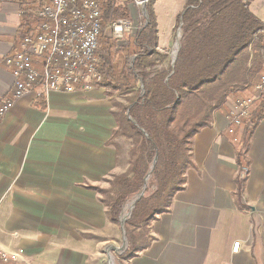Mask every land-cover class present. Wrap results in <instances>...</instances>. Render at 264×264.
I'll return each mask as SVG.
<instances>
[{
  "label": "crops",
  "instance_id": "crops-1",
  "mask_svg": "<svg viewBox=\"0 0 264 264\" xmlns=\"http://www.w3.org/2000/svg\"><path fill=\"white\" fill-rule=\"evenodd\" d=\"M257 1L251 10L258 15L264 2L253 8ZM158 2L162 49L169 40L161 39ZM21 21L20 3L0 0L5 96L13 94L16 78L3 59L17 49ZM113 108L99 86L43 96L28 92L13 102L0 122V252L11 258L4 264H109L112 246L104 233L112 219L99 192L86 185L107 188L105 180L121 172L115 147L106 144L117 126ZM230 119L216 112L212 126L195 137V166L187 170L185 189L171 211L152 223L149 246L128 264H264V118L250 140V165L242 170Z\"/></svg>",
  "mask_w": 264,
  "mask_h": 264
},
{
  "label": "trees",
  "instance_id": "trees-1",
  "mask_svg": "<svg viewBox=\"0 0 264 264\" xmlns=\"http://www.w3.org/2000/svg\"><path fill=\"white\" fill-rule=\"evenodd\" d=\"M158 1L147 3V25L143 16L139 27L117 37L109 30L111 23L133 20V13L117 0H102L98 86L111 97L117 122L106 144L115 147V161L126 170L106 179L107 188L86 187L99 192L110 219L120 222L151 172L145 193L125 223L130 250L118 258L120 264H128L149 246L152 223L171 211L176 194L185 189L187 170L195 166L198 133L212 126L216 112L231 115L232 98L252 96L264 78V21L251 10L254 0H186L177 18L176 28L182 19V35L174 63L170 51L159 48ZM20 10L17 49L22 36L41 22L36 6L20 4ZM260 98L251 114L231 127L241 170L250 165V140L264 118V92ZM38 99L46 108L44 97ZM119 138L130 142L129 149ZM246 178H240L241 186Z\"/></svg>",
  "mask_w": 264,
  "mask_h": 264
},
{
  "label": "built area",
  "instance_id": "built-area-1",
  "mask_svg": "<svg viewBox=\"0 0 264 264\" xmlns=\"http://www.w3.org/2000/svg\"><path fill=\"white\" fill-rule=\"evenodd\" d=\"M24 6H36L40 24L22 36L19 49L4 57L16 78L12 95L0 94V122L11 110L13 102L28 92L42 96L50 92L90 91L98 87L99 59L96 48H101L98 33H102V0H14ZM144 6L149 0H137ZM112 35L131 32L133 21L115 19L110 27ZM125 31V32H124ZM264 92V78L252 96L232 101L230 132L248 117ZM247 169H245V172ZM237 252L240 242L233 244ZM11 258L0 252V260ZM24 264H32L23 260ZM0 264H2L0 262Z\"/></svg>",
  "mask_w": 264,
  "mask_h": 264
},
{
  "label": "rangeland",
  "instance_id": "rangeland-1",
  "mask_svg": "<svg viewBox=\"0 0 264 264\" xmlns=\"http://www.w3.org/2000/svg\"><path fill=\"white\" fill-rule=\"evenodd\" d=\"M11 1L17 4L16 1H14V0H11ZM182 2H183V0H162L161 2H158L159 14H161V28H163V31L161 32V35H162L161 39L163 41L166 38L169 40V42H167L169 45H167L166 47H163L162 49H161L160 43L158 41L159 48L161 51H166V50L170 51V57L172 59H174V55H175L176 51L180 50V46H181L180 39H181V35H182V30H179V28H176V26H177L178 14L182 10V7L184 6ZM262 2H264V0H259L257 2H254L253 8ZM117 5L120 7L121 6H127L131 9V11L133 13L132 14L133 15V18H132L133 19L132 20L133 21V28H132L133 30H135L137 27H139V25L142 24V22H143L142 17L143 16L145 17L146 15L143 11V6L140 5L139 2H137V0H117ZM174 9L176 10L175 13H177V15H175L176 16L175 20H173V18H171L172 15L175 14ZM258 11H259L258 16L260 17V19L262 21H264V5L263 4L261 5V8ZM172 21H174L176 24L174 25V27H173L174 29L172 30V32H170V26H171ZM181 23H182V19L180 21V24ZM180 24H179V26H180ZM125 33L128 34L130 32H125ZM117 37H120V36H117ZM114 97L118 98L119 100H121L123 102L125 101L120 96L115 95ZM237 99H238L237 97L232 98V100L234 102ZM118 140L121 143H123V145L126 146L127 149H129V147H130L129 141H127L124 138H119ZM125 170H126V165L121 166V172H123ZM131 203H129L128 207H131ZM128 207H127V209H128ZM104 234H105L104 236L107 237V239H108V241L106 242L107 243L106 245L112 246V247L114 246V248H113L114 250L112 252V255L109 254V260H108L109 264H120L118 261V258H120L123 254L128 253V251L130 250L129 239H128L127 246H126L125 250L120 251L121 249H117V247L118 248L122 247V245L124 243V239H125V234H123V231H122L121 221L120 222L112 221L111 222V228L106 229ZM127 238H128V234H127Z\"/></svg>",
  "mask_w": 264,
  "mask_h": 264
},
{
  "label": "water",
  "instance_id": "water-1",
  "mask_svg": "<svg viewBox=\"0 0 264 264\" xmlns=\"http://www.w3.org/2000/svg\"><path fill=\"white\" fill-rule=\"evenodd\" d=\"M143 11H144V13H145V17H146V24L145 25H147L149 22H150V16H149V14H148V10H147V4H145L144 6H143ZM182 24V23H181ZM181 24H180V26H179V30H182V28H181ZM181 47V46H180ZM178 51L179 50H177L176 51V53H175V55H174V59H173V63L176 61V59H177V54H178ZM129 112V111H128ZM127 112V113H128ZM157 159V157L155 158V161H157L156 160ZM150 173L151 172H149L148 174H147V177H146V180H145V184H144V186H143V190L141 191V193H139L138 195H137V197L135 198V200L131 203V207H130V210H128L127 211V213H125L124 215H122L121 216V226H122V231H123V234H125V239H124V243H123V245H122V247L120 248L121 250H125L126 249V246H127V242H128V238H127V234H126V229H125V223H126V221H127V218L131 215V213H132V210L134 209V207H135V203H136V201L139 199V198H141V196L145 193V191H146V186H147V184H148V180H149V178H150ZM113 248L114 247H111L110 249H109V254L110 255H112V251H113Z\"/></svg>",
  "mask_w": 264,
  "mask_h": 264
},
{
  "label": "bare ground",
  "instance_id": "bare-ground-1",
  "mask_svg": "<svg viewBox=\"0 0 264 264\" xmlns=\"http://www.w3.org/2000/svg\"><path fill=\"white\" fill-rule=\"evenodd\" d=\"M101 34H102V33H98V40H100ZM176 48H177V47H176ZM98 50H99V48H96V55H97ZM99 63H100V59H99ZM113 247H114V246H113ZM115 248H116V247H115ZM117 249H120V248L117 247ZM120 251H122V250H120Z\"/></svg>",
  "mask_w": 264,
  "mask_h": 264
}]
</instances>
